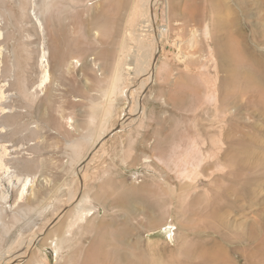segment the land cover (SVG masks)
I'll return each instance as SVG.
<instances>
[{"label":"rangeland","instance_id":"374dc122","mask_svg":"<svg viewBox=\"0 0 264 264\" xmlns=\"http://www.w3.org/2000/svg\"><path fill=\"white\" fill-rule=\"evenodd\" d=\"M235 57L264 74V0H0V259L82 264L159 194L140 237L163 264L185 243L194 264H264V107L220 111Z\"/></svg>","mask_w":264,"mask_h":264},{"label":"bare ground","instance_id":"6f19581e","mask_svg":"<svg viewBox=\"0 0 264 264\" xmlns=\"http://www.w3.org/2000/svg\"><path fill=\"white\" fill-rule=\"evenodd\" d=\"M150 5L153 6L154 2H151ZM147 14H148V10H147ZM218 25H222V24H218ZM158 32H157L158 34L157 37L162 38L163 35ZM51 51L53 53L57 52V48L55 45L52 46ZM231 53L234 55L233 50L231 51ZM236 54H238V52ZM45 57H46L45 53H43V58ZM235 60H238L237 61L238 64L244 70L242 71L238 67L239 65H237L236 74L225 82V85L227 88L225 89L226 92L221 99L220 111L225 114L226 111L230 110L228 108H231L230 106L228 107V105H232V107L235 108L238 113L239 108H240V106L238 105V101L241 99L240 97L242 96L246 97L247 95H249V98L251 97V95L255 97V99H257L256 100L257 102H258V99L260 98L261 100L260 105L264 107V74L260 73V71L258 70L259 69L258 66H252L250 68L245 69L244 64L241 63L242 60L240 59V57L239 59L238 57L237 58L235 57ZM229 63L230 62H228V64ZM47 76H48L47 71H45L44 80L47 79ZM246 105L250 106V102L248 101ZM234 129L236 130V128ZM231 138H232L231 130L227 129L225 132V139L230 140ZM30 186L32 185L29 179H26L23 181L22 189H20L21 192H20L19 199L23 197L24 191L27 190V187H30ZM86 201L87 199H83L77 203V208L75 210L76 211L75 212L76 221H77L78 214H80L81 221H83L85 217L90 215V209L80 207V205L82 203H85ZM113 202L117 203V199H115ZM121 202L123 203L125 207L130 208L129 199L128 200L121 199ZM139 202L141 203L142 211L145 213L147 217V221H146L147 223L144 222L145 224H143L142 222H137L135 225H132L129 222H127V219H126V221L124 220L122 222L121 227H115L113 230L102 232L99 235V237L95 239V241L92 243V246L89 249V252H87L88 254L86 253L85 259L83 260L82 264H163L161 260L167 252L166 249L159 247L156 250H151L150 249L151 247L146 245L145 242L141 239L140 229L141 227H144V228L147 227L148 229L152 230L156 228L157 226L161 225L162 224L161 214L165 211V208L169 200L159 194H155V195L150 194V197H145ZM115 223L117 224V222ZM138 223L139 225H137ZM166 225L168 224L163 225L164 228ZM99 231L101 232V230ZM59 239L56 244L55 243L52 244L54 246V251L56 254H60V252L62 251V248H61L62 243L64 242L63 238L61 240ZM180 248H181V251L184 257L183 261H180L178 258L174 257V255L172 256V251L170 250L169 251L170 255L167 254L169 255V257L167 256L168 264H185V262H187L186 264H194L195 263L194 262L195 256L193 253L194 251H192L188 243H185L184 245L182 244ZM151 252H154L156 254V257L149 258L147 255ZM20 258H21V254L15 255V253L10 252V254H7L4 257V259H0V260H4L5 261L4 264H12L14 261H18V259ZM77 262L75 261L74 264H76ZM78 264H81V262Z\"/></svg>","mask_w":264,"mask_h":264},{"label":"crops","instance_id":"0c3cea01","mask_svg":"<svg viewBox=\"0 0 264 264\" xmlns=\"http://www.w3.org/2000/svg\"><path fill=\"white\" fill-rule=\"evenodd\" d=\"M107 146V144L105 145V147ZM101 154V153H100Z\"/></svg>","mask_w":264,"mask_h":264}]
</instances>
